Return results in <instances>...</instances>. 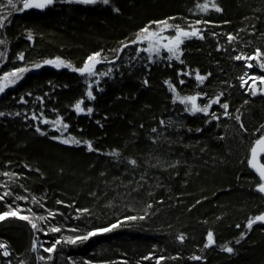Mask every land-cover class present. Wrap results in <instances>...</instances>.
I'll return each mask as SVG.
<instances>
[{"label":"trees","instance_id":"trees-1","mask_svg":"<svg viewBox=\"0 0 264 264\" xmlns=\"http://www.w3.org/2000/svg\"><path fill=\"white\" fill-rule=\"evenodd\" d=\"M9 12L10 23L0 29V83L4 73L30 70L0 93V195L11 193L0 200V214L17 213L0 220V264H264V223L246 227L264 211L259 177L248 167L250 148L264 131V95H252L240 80L260 76L262 68L234 59L264 52V0L0 7V15ZM160 21L195 26L203 38L185 39L179 60L130 43ZM229 35L236 38L231 43ZM96 52L101 63L91 88L79 72L44 64L60 58L80 68ZM197 75L206 77L203 83ZM221 93L227 116L218 104L193 114L177 99L199 94L207 107ZM56 118L80 144L60 142L42 122ZM209 231L215 243L205 247Z\"/></svg>","mask_w":264,"mask_h":264},{"label":"snow or ice","instance_id":"snow-or-ice-1","mask_svg":"<svg viewBox=\"0 0 264 264\" xmlns=\"http://www.w3.org/2000/svg\"><path fill=\"white\" fill-rule=\"evenodd\" d=\"M54 2H57V0H15V2H14V0H7V5H0V7L10 6L17 12H23L25 10L32 9V8L44 9V8L52 5ZM69 2H76V3H80V4H84V5H94L97 3H103L105 5L109 4V0H69ZM17 4H19L21 6L17 7ZM200 10L202 12H206L208 9H207L206 5H203V6H200ZM215 10L221 11V9H219V8H215ZM11 15H12L11 12H9L7 15H0V29H3L4 27L7 26L8 23H10L9 17ZM156 23L163 24V23H166V21H161V22H156ZM196 23L199 24L200 21L198 20ZM165 30H173L175 32V35L164 36L163 31H165ZM200 31L201 30L198 28H193V30H191V31H186L185 29L181 28L179 25H171V24H168L167 29H162L160 32H155V31L150 32L148 27H146V28L141 30V32L144 33V35L138 34L136 39L130 41V43L137 44V43L147 42L148 46L146 48L142 49L141 51L148 52L150 54L155 53L156 55H159L160 49L163 48V49H166L167 52L170 54L169 59H171L174 56L175 59L179 60L180 55L177 54V50L179 49L180 45L184 43L185 39H191L194 37H199L202 39L203 36L199 35ZM31 38H32L31 35H29V39H31ZM235 39L236 38L232 35L228 36V41L230 43L233 42ZM4 43H5L4 41L0 40V44H4ZM127 46L128 45H124L123 47H127ZM120 50L122 51V49H120ZM101 55H102L101 52H96L92 55H89L87 57L86 61L84 62L83 67L74 68V69L72 68L71 64H65L63 61L60 60V58H56V61H59V62L52 61V60H46V61H44V64H55V66L57 68L68 67L74 71L79 72L81 75L95 76L97 73L94 71V69H95L97 64L101 63V60L98 59L99 57H101ZM20 58L23 59L22 56ZM261 58H264V52H262L261 49H259V48L255 49V54L253 56H247L244 54H239V55H236L234 57V59L236 61H244L246 68H249V69L255 66L254 64L249 63V61L260 60ZM259 66L262 69H264V63H261ZM35 67L39 68V67H41V65L36 64ZM29 70L30 69H28V68H17L10 73H4L3 76L7 77L9 82L7 84L0 83V93H3L5 91L6 87L15 85L22 78L23 73H25ZM102 75H105V76L110 75V71L105 72ZM245 75H247V73ZM196 79L198 81H200L201 83H203V81L206 79V77H202L200 75H197ZM256 79L261 81V82H264V75L258 76V77H256ZM240 80H241V86L246 87L247 85H246L244 76H241ZM181 83H183V81H181ZM89 88H91V85H89ZM222 95L223 94L221 93L214 100H211L207 107H199L197 105L198 99L202 98L199 94L192 95V96L177 97V99L179 100V102L181 104L185 105V107L188 111L192 112L193 114H195L197 112H202V113L208 114L209 109L211 108V105L212 104H218V105H220V107L222 109H224V115L227 116L229 114L227 111L229 108V105H228V103H223V104L220 103V99H221ZM252 95H256L255 91L252 92ZM87 97L89 99H94L92 91H88ZM82 103H83V101L78 102L75 105V109L77 110L78 113L84 111V109L81 107ZM92 111L93 110L91 108L87 109L88 114H91ZM2 115H4V113H0V116H2ZM211 115L213 116V118L219 119V117H217L214 112L211 113ZM33 119H40V118L37 117L35 114H33ZM235 119L237 121H239L240 117L236 116ZM42 122L48 123L47 120H43ZM55 123L57 125H60L61 121L57 120V121H55ZM63 127H67V126L64 125ZM241 128H243L242 124H241ZM37 131H39V127L37 128ZM153 131L155 132L156 129H153ZM62 142L64 144H69V143L80 144L81 143L80 141H77L75 139H64ZM85 143L87 144L88 149L91 151L92 150L91 144L88 142H85ZM255 145L260 146V154L262 156H264V135H261L260 138L255 141ZM113 155H118V153H113ZM256 155H257V147L253 146L251 148V158L248 161L249 165L253 168H256V165L253 163V161L256 159ZM131 163L135 164L136 161L133 160V161H131ZM257 171H258L260 179H261V183L257 186L258 191L264 193V163H262L260 165V167L257 169ZM4 175L9 176L10 180L12 179V176L9 173L5 172ZM9 195H11L10 192L3 193L2 195H0V200H3L5 198V196H9ZM17 199H24V198L23 197H17ZM57 203H61V202L58 201ZM148 207L150 208L151 205H149ZM79 211L87 212L88 210L83 209V210H79ZM9 215L16 216L17 213L15 211L4 212V213L0 214V220H3L5 217H7ZM48 215L54 217L56 215V213L49 212ZM20 218L24 219V220L28 219L25 216H22ZM144 218L145 217H143V216L139 217V219H144ZM38 219L40 221H46L45 216H39ZM135 219H137V217H134V216L125 217V220H129V221L135 220ZM257 222H264V213L257 215L254 218H250L247 222L246 227H248L250 229L252 227V225L257 223ZM117 226H118L117 224H113L109 228L100 229L98 231L109 232L112 229L116 228ZM32 227L34 229H38L37 224H32ZM237 227H239V225H237ZM38 230L42 231V229H38ZM49 230L52 232L61 231L60 228H51ZM95 234H96L95 232H92V233H89L88 236H92ZM88 236H84L80 239H88ZM241 238H243V237H241ZM68 239H69V242L75 243V240H72L71 238H68ZM177 239L180 240L181 242H183L185 237L183 234H180L177 237ZM56 243L59 244L60 241L58 240V241H56ZM214 243H215V241H214L213 233L211 231H209L207 233V244L205 245V247L211 246ZM236 243H239V240H237ZM3 247H4V245H0V248H3ZM54 247H55V245H53L50 248L45 249V251L51 252V251H53ZM224 250L227 251L228 253H232V251H233V249L231 247H225ZM9 254L10 253H8L7 251L3 252L4 256H8ZM41 259H43V257H41ZM192 259L199 260L200 257L194 256V257H192ZM157 264H159V261L157 262Z\"/></svg>","mask_w":264,"mask_h":264},{"label":"rangeland","instance_id":"rangeland-1","mask_svg":"<svg viewBox=\"0 0 264 264\" xmlns=\"http://www.w3.org/2000/svg\"><path fill=\"white\" fill-rule=\"evenodd\" d=\"M206 1H210V0H206ZM212 1V0H211ZM203 6V4L201 5ZM161 22V21H160ZM168 24H171L169 21H166V23H163V24H159V23H153V24H149L148 26V29L150 32L152 31H155V32H160L162 29H167V25ZM172 25V24H171ZM182 28V27H181ZM193 28H195V26H189L187 28H183V29H189V30H192ZM140 35H144V33H142L141 31L138 33ZM163 35L164 36H171V35H175V32L173 30H165L163 31ZM142 44V43H141ZM145 44V47H147V42H144ZM160 50H166V49H163L161 48ZM177 54H179V49L177 50ZM53 61H56V60H53ZM56 62H59V61H56ZM249 63H256V65H260L261 63H264L262 60H253V61H249ZM55 66V64H53ZM97 67V65H96ZM96 67L94 69V71L97 73L95 76H87V75H84L85 76V80L86 82L89 84V85H94L96 82H97V79H98V72L96 70ZM261 75H264V69H262V73H260ZM260 75V76H261ZM256 77L258 76H250V75H246V84L248 83L250 86L253 87V91H255L256 93L258 92V90L260 89V83H262L261 81L257 80ZM9 81H8V78L5 77L4 80L1 82V83H5L7 84ZM214 100V99H213ZM197 105L199 107H204V106H201L200 105V102L197 101ZM77 111V110H76ZM84 112V111H83ZM81 113V112H79ZM57 120H60L61 121V124L60 125H57L55 123V121ZM49 127L54 130L56 132V139L59 140L60 142H62L64 139H73V137H71L67 132H66V127H63L65 124L62 122V120L60 118H56V119H52V120H47ZM264 133V131H263ZM261 133V134H263ZM260 134V135H261ZM259 135V136H260ZM69 144H75V143H69ZM18 264H26L25 261L23 262H20Z\"/></svg>","mask_w":264,"mask_h":264},{"label":"water","instance_id":"water-1","mask_svg":"<svg viewBox=\"0 0 264 264\" xmlns=\"http://www.w3.org/2000/svg\"><path fill=\"white\" fill-rule=\"evenodd\" d=\"M186 31H189V30H187V29H185ZM259 93L261 94V95H264V82H262L261 83V85H260V89H259ZM262 135H264V133L262 134ZM261 136V135H260ZM260 136L257 138V139H259L260 138ZM256 139V140H257ZM255 140V141H256ZM255 141L253 142V144H252V146H251V148L253 147V146H256L257 147V155H256V159L253 161V163L256 165V168H253V167H251L250 165H249V163H248V167L251 169V170H253L254 172H256V174L258 175V177H259V180H260V183H261V179H260V176H259V173H258V171H257V169L260 167V165L262 164V163H264V162H262L261 161V154H260V146H257V145H255ZM251 148H250V151H249V157H248V161H249V159L251 158ZM259 183V184H260ZM258 184V185H259ZM257 185V186H258ZM256 186V190L258 191V187ZM262 196H263V199H264V193H262V192H260V191H258ZM262 213H264V211L262 212ZM262 213H260V214H262ZM259 214V215H260ZM261 223H264V222H261Z\"/></svg>","mask_w":264,"mask_h":264},{"label":"bare ground","instance_id":"bare-ground-1","mask_svg":"<svg viewBox=\"0 0 264 264\" xmlns=\"http://www.w3.org/2000/svg\"><path fill=\"white\" fill-rule=\"evenodd\" d=\"M199 29V28H198ZM187 30H189V29H187ZM193 30V29H192ZM189 31H191V30H189ZM262 135V134H261ZM262 161V160H261ZM255 189H256V187H255ZM257 191V190H256ZM258 192V191H257ZM259 193V192H258ZM263 197V196H262Z\"/></svg>","mask_w":264,"mask_h":264}]
</instances>
